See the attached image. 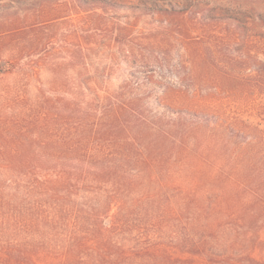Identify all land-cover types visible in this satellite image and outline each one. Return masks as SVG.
Listing matches in <instances>:
<instances>
[{
	"label": "trees",
	"instance_id": "obj_1",
	"mask_svg": "<svg viewBox=\"0 0 264 264\" xmlns=\"http://www.w3.org/2000/svg\"><path fill=\"white\" fill-rule=\"evenodd\" d=\"M230 28L234 37L245 29ZM87 73L82 91L31 94L22 81L0 90L6 259L264 264V131L248 140L255 128L228 115L219 125L227 171L219 169L206 104L151 115L122 98L129 83L101 97Z\"/></svg>",
	"mask_w": 264,
	"mask_h": 264
},
{
	"label": "rangeland",
	"instance_id": "obj_2",
	"mask_svg": "<svg viewBox=\"0 0 264 264\" xmlns=\"http://www.w3.org/2000/svg\"><path fill=\"white\" fill-rule=\"evenodd\" d=\"M262 63L264 0H0V90L82 91L89 72L101 97L129 83L122 98L151 115L206 104L214 167L226 171L228 115L255 128L248 140L264 131ZM4 247L0 264H21Z\"/></svg>",
	"mask_w": 264,
	"mask_h": 264
}]
</instances>
